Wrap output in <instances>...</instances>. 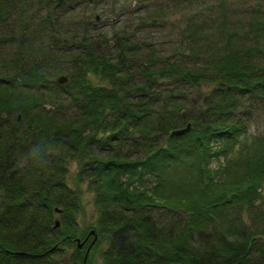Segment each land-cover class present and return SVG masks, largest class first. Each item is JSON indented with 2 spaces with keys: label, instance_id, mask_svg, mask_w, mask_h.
<instances>
[{
  "label": "trees",
  "instance_id": "obj_1",
  "mask_svg": "<svg viewBox=\"0 0 264 264\" xmlns=\"http://www.w3.org/2000/svg\"><path fill=\"white\" fill-rule=\"evenodd\" d=\"M147 1L159 23L173 15L172 0ZM41 2L48 21L35 23L43 40L31 48L24 11ZM76 2L0 0V23L12 15L21 20L22 50L8 61L0 49V264H81L84 251L73 237L80 240L89 229L96 235L85 264H93L100 243L103 264H264V212L251 208L264 182V137L237 144L245 122L232 117L240 101L235 94L264 91V76L247 68L239 51H222L212 64V95L200 97L208 102L193 114L175 113L181 105L165 101L175 93L160 87V79L198 86L203 71L147 53L134 82L133 49L126 44L115 42L111 57L85 37L67 47L51 18ZM186 27L196 55L199 30ZM64 52L71 68L66 82L55 83L59 69L49 60ZM185 123L187 131L168 134ZM123 143L140 148V155H117ZM213 155L222 161L210 170ZM70 162L92 194L93 225L82 229L74 227L80 191L64 176ZM143 178L142 188L132 184ZM56 209L59 227L52 220ZM243 209L251 211L246 221ZM258 220L263 224L255 225ZM65 243L73 244L67 263L54 257Z\"/></svg>",
  "mask_w": 264,
  "mask_h": 264
},
{
  "label": "rangeland",
  "instance_id": "obj_2",
  "mask_svg": "<svg viewBox=\"0 0 264 264\" xmlns=\"http://www.w3.org/2000/svg\"><path fill=\"white\" fill-rule=\"evenodd\" d=\"M168 4L171 6L168 11H173V15L159 23L154 19L153 6L155 4L147 0H77L71 10H66L62 14L56 12L58 15L52 16L51 22L56 23L55 27L58 29L60 38L64 40L67 47L72 49L74 42L82 37L97 46L98 52H101L102 55L110 57L114 56L115 42H122L132 48V58L130 59L132 66L129 70L134 82H137L142 76L138 69L147 53H152L155 61L175 62L203 71L198 86H190L181 80L160 79V87L175 93L171 100L165 101L174 104V106L181 105L175 113L183 110L186 115L193 114L202 107L204 102H208L207 99L200 97L210 98L212 95L210 90L216 81L213 80L212 74L217 72L212 64L222 51L226 52L228 49L239 51L240 55H245L248 60L246 67L251 66L256 71L255 73L264 76V0H172ZM31 8L24 13L29 18L25 25L33 30V42L30 45L32 48L36 42H39L38 39H41L40 31H37V28L40 27H37L38 25L35 23L39 24L45 21L46 24L48 20H44L42 17L46 10L42 2ZM20 22L19 17L16 19L12 15L11 18L0 23V38L3 40L0 49L5 60L9 61V58H12L15 53L22 52L20 44H17ZM192 25L197 26L199 30V33L194 37L197 44L196 55L190 51L193 41L187 38L186 31V26ZM40 45L44 50L45 47L41 43ZM63 54V58L50 59L49 61L52 65H57L58 73L65 75V72L71 67H69V55L67 52ZM10 63H8V67H11ZM0 72L3 74L1 70ZM88 76L90 82L94 84L97 82V78L92 75ZM235 95L236 97L233 99L240 101L232 117L245 122L244 132L235 140L236 143L240 144L242 140H250L252 136L256 135L264 137V91L255 88L250 92ZM159 100L157 101L159 102ZM162 105L161 102L155 106L157 111ZM163 107L168 108L165 103ZM182 124L183 122L179 126ZM138 131L139 127L131 131V134L137 136ZM213 144L219 145L217 142H213ZM117 150V155L124 151H127L130 156L132 154L140 155L139 152H141L140 148L135 149L129 143L121 144ZM221 158V156H211L207 162L209 169L213 170L217 164L221 163ZM76 171L75 162H70L67 166V174L64 176L68 186L74 184L80 191L81 205L80 211L74 215L76 224L74 227L82 229L86 225H93L95 212L92 207V194L86 188V181L77 179ZM145 181L147 179L143 178L142 183L138 185L137 181L133 180L132 184L142 188ZM259 191L260 196L251 208L257 207L264 212V182L259 187ZM240 212L241 219L245 221L249 215L252 217L249 209H243ZM54 219L58 221L57 227H59L58 212L53 213L52 220ZM249 222L252 224L251 220ZM259 223L263 224L262 221H255V225H259ZM73 244L76 245L75 241ZM73 244L65 243L61 247L60 253L54 254V257H59L61 262L67 263L66 257L72 253ZM104 244L100 243L96 246V251L91 256L93 264H103L100 260V251Z\"/></svg>",
  "mask_w": 264,
  "mask_h": 264
},
{
  "label": "water",
  "instance_id": "obj_3",
  "mask_svg": "<svg viewBox=\"0 0 264 264\" xmlns=\"http://www.w3.org/2000/svg\"><path fill=\"white\" fill-rule=\"evenodd\" d=\"M95 18H96V15H95ZM53 78H54L55 83H62V82L64 83L67 80V78L65 77V75H63V73H58ZM189 127H190V124L189 123H185V125L184 126H181L180 128H172V129H170L168 131V134H170V135L171 134L179 135V134H181V132L187 131L189 129ZM55 211L58 212L57 209ZM53 221H54V226H58V221H56V219H54ZM89 234H92V235H91L90 241L84 247V253H83V256L81 257V261H82L81 264H85V261L84 260H85V255H87L88 248L90 246H92L93 243H94V241H95L94 239H95V235L96 234L94 233V231L92 229H89V232L86 233V235H89ZM86 235H84V238H85ZM84 238L81 239V240H78V237H76V236L73 237V241H75L76 247L79 248L83 244ZM49 249H51V248H49ZM15 252H17V251H15ZM17 253H19V252H17ZM167 264H180V263H178V262H171L170 261V262H167Z\"/></svg>",
  "mask_w": 264,
  "mask_h": 264
},
{
  "label": "flooded vegetation",
  "instance_id": "obj_4",
  "mask_svg": "<svg viewBox=\"0 0 264 264\" xmlns=\"http://www.w3.org/2000/svg\"><path fill=\"white\" fill-rule=\"evenodd\" d=\"M86 233H87V232H86ZM86 233H85V234H86ZM94 233H95V232H94ZM95 234H96V233H95ZM91 235H92V234H90V235H86L85 238H84V236L81 238V239L84 238V242H83V244H82L78 249H80V248L82 247V249L84 250V247H85V246L88 244V242L90 241L89 239L91 238ZM81 239H80V240H81ZM90 247H91V246H90ZM90 247H89V248H90ZM89 248H88V250H89ZM87 253H88V252H87Z\"/></svg>",
  "mask_w": 264,
  "mask_h": 264
}]
</instances>
